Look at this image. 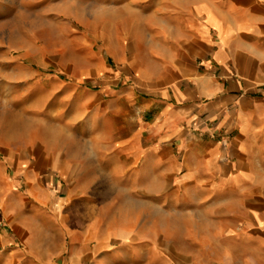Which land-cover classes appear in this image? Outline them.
<instances>
[{
  "label": "crops",
  "instance_id": "obj_1",
  "mask_svg": "<svg viewBox=\"0 0 264 264\" xmlns=\"http://www.w3.org/2000/svg\"><path fill=\"white\" fill-rule=\"evenodd\" d=\"M9 15L0 264H264V0H0Z\"/></svg>",
  "mask_w": 264,
  "mask_h": 264
},
{
  "label": "rangeland",
  "instance_id": "obj_2",
  "mask_svg": "<svg viewBox=\"0 0 264 264\" xmlns=\"http://www.w3.org/2000/svg\"><path fill=\"white\" fill-rule=\"evenodd\" d=\"M0 16V76H15L20 72V16L9 15L7 20H2ZM8 44L13 50L7 52L4 45ZM38 58L45 59L41 63H32L43 73L59 72V63H52L47 60V50H39ZM3 111L0 110V125ZM68 240L62 239L64 244ZM39 240H35L38 245Z\"/></svg>",
  "mask_w": 264,
  "mask_h": 264
}]
</instances>
